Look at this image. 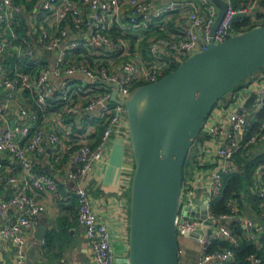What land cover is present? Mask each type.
<instances>
[{
    "label": "built area",
    "instance_id": "obj_1",
    "mask_svg": "<svg viewBox=\"0 0 264 264\" xmlns=\"http://www.w3.org/2000/svg\"><path fill=\"white\" fill-rule=\"evenodd\" d=\"M224 2L223 17L212 35L215 43L242 32L235 28V20L258 4L264 15V0H251L238 7L231 0ZM196 3L185 8L179 0L160 4L151 0H0V55H4L0 65V220L6 217L0 224V236L11 240L15 264L24 261L26 238L34 233L38 215L45 209L36 193L58 190L54 178L38 168V160L47 148L57 157L69 156L68 177L74 182L76 220L84 229L93 263L117 264L111 231L98 218L83 185L86 175L104 160L113 132L128 140L125 107L111 101L113 88L101 81L116 83V98L124 100L136 86L156 81L168 68L204 49L218 6L213 0ZM173 13L185 24L183 30L150 36L146 54L133 48L128 38L113 32L120 17H126L129 27L148 30L154 19ZM20 27L21 34L17 32ZM44 53L51 55L52 61H47ZM12 54L17 61L31 62L34 69L23 71L18 63L4 66L6 57ZM52 77L60 83L54 85ZM24 95L33 100L34 109L24 104ZM253 105L264 107V76ZM14 107L16 118L11 114ZM96 109L103 118V128L98 141L90 144L84 139L90 125L86 122L82 133L72 130L66 120ZM227 121V129L213 121L203 123L201 128L212 138L224 136L215 147L220 164L206 182L205 194L197 197L195 186L182 181L176 234L193 236L197 241L198 264H226L234 259L233 246L239 237L221 221L237 214L239 199L232 196L227 210L217 216L211 201L220 195L224 175L234 170L227 162L238 154L248 156L252 146L264 141V117L256 121L255 130L245 137L242 134L252 125L245 102L228 112ZM257 170L264 178V162ZM257 194L261 208L254 219L246 217L242 223L247 239L264 235V184ZM195 198L200 202L196 203ZM214 242L229 246L211 249ZM247 260L251 264L261 262L255 253Z\"/></svg>",
    "mask_w": 264,
    "mask_h": 264
},
{
    "label": "water",
    "instance_id": "obj_2",
    "mask_svg": "<svg viewBox=\"0 0 264 264\" xmlns=\"http://www.w3.org/2000/svg\"><path fill=\"white\" fill-rule=\"evenodd\" d=\"M213 1L218 13L204 49L156 81L136 86L124 100L116 98V83L101 81L113 88L111 101L125 107L134 162L127 264H179L175 218L189 149L195 144L197 155L202 154L198 135L213 107L224 95L230 98L237 84H249L264 68V22L215 43L212 35L225 2ZM199 38L203 40L200 34ZM3 59L0 55V65Z\"/></svg>",
    "mask_w": 264,
    "mask_h": 264
},
{
    "label": "crops",
    "instance_id": "obj_3",
    "mask_svg": "<svg viewBox=\"0 0 264 264\" xmlns=\"http://www.w3.org/2000/svg\"><path fill=\"white\" fill-rule=\"evenodd\" d=\"M151 1L160 4L168 2L169 0ZM179 1L185 4V8H191L197 4L196 0ZM231 1L234 5V0ZM262 13V8L260 4H258L251 12L246 13L244 18H248L250 24L255 23L258 25L264 20L261 16ZM184 26L185 24L176 13L165 15L161 19H154L148 30L129 27L126 23V17L124 16L120 17L113 28V32L120 35L122 33L124 34L125 30L140 33V37L136 38L135 35H130V37L126 35V38L129 39L133 48L146 54V42L150 36L182 31ZM123 36L125 37V34ZM70 38H72V36H70ZM43 55L44 57L46 56L45 58L47 61H52L51 55H45V53ZM263 76L264 71H261L249 84H244L240 88L234 90L230 98L219 101L217 103V108L214 111L213 109L211 110L212 112L207 116L204 124L213 121L218 123L223 129H227L228 112L241 102H245L248 106L249 122H252V124L255 123V112L259 110V108L254 106L253 102L256 100L260 79ZM51 82L57 85L60 83V79L52 77ZM2 94L3 89H0V96ZM22 101L30 109H34L33 100L28 95H24ZM11 114L13 118H16L17 108L14 107ZM46 114H50L49 111H47ZM86 122L90 127L84 139L90 144H94L98 141L103 128V118L97 115V109L91 112L84 111L79 114L71 115L66 120V123L72 130H81L82 133L83 130H85L84 127L86 126ZM249 130L243 131L242 134L244 137ZM201 136L203 137L202 160L197 162V159L201 155H197V148L194 144V151L192 153L188 152L189 161L185 166L182 179L185 184H192L195 186L196 189L194 192L197 197H202L205 194L206 182L211 177L212 171L220 164L219 160L215 158L214 151L218 143L224 139L222 135L212 138L202 129ZM249 155L264 157V141L256 146H252ZM249 155L243 157H249ZM236 157L233 161H228L227 164L231 165L234 169H239ZM38 168L49 173L54 178L58 184V190L56 192L36 193L38 198L44 202L45 209L38 215V223L34 233L26 238L25 259L21 264H94L89 243L84 234V229L76 220L74 182L68 177L69 156L67 154H61L57 157L52 153L50 148H47L46 152L38 160ZM133 168L134 162L128 140L125 135L114 131L108 143L104 160L98 163L91 173L86 175L83 182L98 218L104 221L111 231V243L116 253L117 264H126L128 204L130 194L128 179L132 176ZM257 168L258 166L255 168L251 179L252 186L250 188L253 194L257 193L258 189L264 184V178L258 175ZM0 195H2L1 191ZM261 203L262 201L260 198L256 200V198H250V196H241L237 205V214L223 223L232 229L233 232L237 226H240L242 229L243 219L246 217L254 219L261 208ZM228 204L229 201L227 207ZM5 218L6 217H3L0 220V224ZM39 227L43 229L42 238L37 236ZM241 233L244 238L247 239L243 230ZM185 236L195 240L188 235ZM262 236L248 240L259 244ZM194 248L196 249L195 263L198 264L199 247L197 242L194 243ZM178 250L183 264H193L192 256L188 253L185 240L181 243ZM232 261H234V259ZM0 264H15L11 240L1 236Z\"/></svg>",
    "mask_w": 264,
    "mask_h": 264
},
{
    "label": "trees",
    "instance_id": "obj_4",
    "mask_svg": "<svg viewBox=\"0 0 264 264\" xmlns=\"http://www.w3.org/2000/svg\"><path fill=\"white\" fill-rule=\"evenodd\" d=\"M248 1L250 0H234L235 3L234 5L238 7L241 4H246ZM248 22H249L248 18H244V16H239L235 20L234 26L238 31H244L257 25L255 23L250 24ZM22 28L23 27L17 29V32L19 34H21L22 32L23 30ZM13 55L14 54L10 55L7 62L8 65L13 66L15 63H18L19 69L27 72H30L34 69V65L31 62L25 60L17 61V59ZM177 65L178 64L171 66L166 70V72L174 69ZM261 71H264V68H261L260 72ZM243 85L244 83L240 82L232 90L234 91ZM225 99H226V95H224L219 101ZM262 117H264V107L260 108L255 112L256 121L260 120ZM256 121L255 123L252 124L247 134H249L250 132L256 129ZM198 138L203 140V137L201 136V130L198 135ZM236 158L239 169H234L233 172L224 175L222 191L219 196H217L211 201V209L216 216L227 210V203L230 200V198L234 195H236L238 199L244 195L250 196V198H256V200L259 198L257 193L254 194L251 193L252 189L250 187L252 186L251 179L253 172L255 168L259 165V163L261 161H264V157L250 156V155L249 157H243L241 155H237ZM188 161H189V155H187L185 159L184 162L185 166L187 165ZM128 213H129V208H128ZM241 231L242 229L240 226H237V228H235L234 233L238 235L239 239L237 245L233 246L234 261H231V264H251L247 260V256L251 253H255L261 259L260 264H264V235L260 239L259 244H256L253 241L244 238ZM226 246H229V244L226 242H219V243L214 242L211 246V249L218 247H226ZM226 264H230V262Z\"/></svg>",
    "mask_w": 264,
    "mask_h": 264
},
{
    "label": "rangeland",
    "instance_id": "obj_5",
    "mask_svg": "<svg viewBox=\"0 0 264 264\" xmlns=\"http://www.w3.org/2000/svg\"><path fill=\"white\" fill-rule=\"evenodd\" d=\"M262 17H264L263 14H262ZM263 19H264V18H263ZM124 34H125V37H126V35L129 36V37H130V35H131V36L135 35L136 38L141 36L140 33H138V32H134V31H130V30H125V31H124ZM124 34L122 33L121 35H124ZM8 59H9V57L7 56V57H6V60H5V63H4V66L7 64ZM216 108H217V104L213 107V111H214ZM211 112H212V111H211ZM209 114H210V113H209ZM193 147H194V144L190 147V149H189V153H192V152L194 151V148H193ZM188 155H189V154H188ZM201 160H202V155L199 156V158L197 159V162H200ZM184 171H185V165L183 166V173H184ZM182 181L184 182V180H182ZM184 183H185V182H184ZM177 240H178V248H179V246L181 245V243L185 240V242H186V247H187V249H188V253L191 254V256H192V263H193V264H196V263H195L196 249L194 248V243H196L197 241H196V240H193V239H191V238H189V237L183 236V235H177ZM197 253H198V252H197ZM126 264H127V257H126ZM179 264H183V262L181 261L180 256H179Z\"/></svg>",
    "mask_w": 264,
    "mask_h": 264
}]
</instances>
